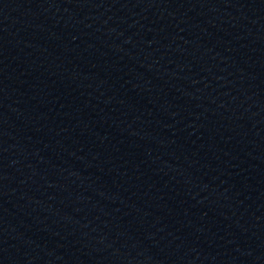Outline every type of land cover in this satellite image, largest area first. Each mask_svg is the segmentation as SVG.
I'll use <instances>...</instances> for the list:
<instances>
[{"label": "water", "instance_id": "95a60500", "mask_svg": "<svg viewBox=\"0 0 264 264\" xmlns=\"http://www.w3.org/2000/svg\"><path fill=\"white\" fill-rule=\"evenodd\" d=\"M209 0H0V264H143Z\"/></svg>", "mask_w": 264, "mask_h": 264}]
</instances>
